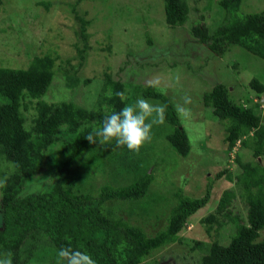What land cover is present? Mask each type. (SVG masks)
<instances>
[{"label": "trees", "instance_id": "1", "mask_svg": "<svg viewBox=\"0 0 264 264\" xmlns=\"http://www.w3.org/2000/svg\"><path fill=\"white\" fill-rule=\"evenodd\" d=\"M80 1L74 0L68 6L78 25L73 34L82 45L78 40L71 42L75 54L65 59L68 66L61 72L65 85L72 90L81 82L90 81V78L78 75V67L87 56V27L108 16L110 6L114 9L108 0H103L104 5L98 11L92 6L93 14L81 13L75 7ZM161 3L164 22L169 28L174 30L188 22L191 8L187 0H162ZM36 4L48 9L52 2L36 0ZM242 5L243 0H215L214 13L219 15L216 23L210 26L203 21H195L188 25L193 39L192 43L188 42V47L194 49L204 45L213 55L220 57L230 47H235L264 59V4L257 11H245ZM98 13L102 16L98 17ZM199 18L203 19V16L200 14ZM125 27L127 25L122 26V34L117 33L112 40L113 31L109 26L106 39L113 41L112 46L117 47ZM153 37L157 39L144 32L146 48H155L152 46ZM111 43L107 44L106 50L112 48ZM53 53L51 48L34 53L23 68L0 64V180L6 178L7 181L6 186L0 188V252L11 251L13 264H29L36 260L37 245L57 252L62 247L87 252L96 264H149L152 260V264H159L156 263L155 252L182 242L179 232L189 217L208 203L212 179L200 196H189L178 188L173 193L177 201L169 210L164 227L152 235H148L141 226L125 221L106 203L109 200L127 201L135 205L133 209H127L129 214L136 212L139 205L146 207L143 199L150 194L154 170L150 173L144 168L146 171H140L136 179L123 185L104 184L95 195L76 186L75 179L83 177V174L79 170H71V164L83 153L89 152L91 154L85 157H93L104 152L109 161L118 154L121 162L134 166L133 160L126 162V156L141 160L143 154L148 153L144 146L139 153H132L126 147H117L114 140L101 145L99 138L94 144L86 139L87 135L102 127L104 116L133 104L139 96L159 100L168 106L165 123L153 126V137L161 135L180 156L188 154L190 141L173 102L161 89L113 78L105 71L89 107L71 98L55 102L44 100L54 77L57 54ZM70 58L77 59V63L72 65ZM230 66L236 71L238 63L232 62ZM132 67L130 70L134 71ZM246 87L258 98L264 92V83L255 76H251ZM118 92L125 95L118 96ZM32 100L34 113L27 122L24 109ZM202 102L220 122L225 133L223 140L228 158L218 164L221 167L214 173V178H224L232 182L234 188L224 189L214 210L201 218L206 224V233L213 228L215 231L224 228L226 224L232 229L228 230L229 238L225 243L213 239L203 245L201 240H194L196 248L202 251L198 264H264V164L257 160L264 155L262 103L251 99L237 102L229 85L224 82H217L204 92ZM243 150L249 153V157L243 156ZM2 162L9 164L10 171L2 170ZM159 162L154 161L155 171ZM227 162L237 166L235 174ZM46 163H53L52 168L43 170ZM237 199L245 206L243 216L234 209ZM162 262L160 264H170Z\"/></svg>", "mask_w": 264, "mask_h": 264}, {"label": "rangeland", "instance_id": "2", "mask_svg": "<svg viewBox=\"0 0 264 264\" xmlns=\"http://www.w3.org/2000/svg\"><path fill=\"white\" fill-rule=\"evenodd\" d=\"M46 1L52 2L48 9L37 5L36 0H2L0 5V64L23 68L34 53L39 54L51 48L57 54L52 85L44 95V100L55 102L71 98L74 102L89 107L100 88L104 71L110 73L113 78L128 80L141 86H146L149 80L158 78L159 83L155 86L171 99L174 106L182 103L181 98L184 95L192 97L193 103L188 105L191 108V116L189 118L179 116L190 141V150L186 156L176 154L160 135L152 136L151 142L144 145L145 152L148 153L143 154V159L125 157L127 163L133 160L135 166L121 162L117 157L118 154L109 161L110 158L107 159L104 152L101 155L85 157L91 154L88 152L83 153L71 164V170H79L83 174V177L75 179L76 186L94 195L104 184L123 185L136 179L142 170L147 169L150 173L154 170L150 194L143 199L146 207L136 205L137 211L129 214L127 209H133L135 205L127 201L109 200L107 201L109 203H106L108 208H112L125 221L141 226L148 235L164 227L169 210L177 201L173 193L178 188L189 196H200L209 179H212L208 203L191 215L186 226L179 232L182 242L170 244L154 254L156 263L159 264L162 261L170 264L186 262L198 264L202 251L196 248L194 240H201L203 245L213 239L225 243L229 238L228 230L232 229L226 224L224 228L216 231L213 228L206 233V224L201 218L214 210L216 201L224 189L234 188L232 182L224 178L217 180L214 178V173L221 167L218 164L226 162L228 154L223 140L224 129L212 116L210 109L203 105L202 94L213 84L224 82L229 85L232 97L237 99V102L239 100L245 102L247 99L260 100L262 103L260 108L264 112V92L261 98H258L256 93L246 87L251 76L257 77L264 83V59L254 57L235 47H230L221 57L213 55L204 45L196 46L194 49L188 47V44L193 42L188 25L195 21H203L210 26L216 23L219 15L214 13L215 0H210V4L208 0H187L191 8L188 22L174 30L164 22L162 0H108L114 9L110 6L108 16L90 24L86 29L89 33L87 56L82 66L78 67V75L82 78L88 77L90 81L81 82L72 90L65 85L61 72L62 68L66 69L68 66L65 59L75 54L70 46L71 42L79 41L73 34V29L78 28L77 21L72 17L71 7L68 6L74 0ZM263 4L264 0H243L242 7L245 11H257ZM103 5V0H81L75 7L81 13L86 11L93 14L92 6L98 11ZM200 14L203 19L199 18ZM97 16L102 15L98 13ZM110 25L113 31L112 40L117 33L122 34V26L127 25L117 47L112 46L113 41L106 39ZM144 32L157 37L152 39V46L155 45V48H146L145 40L143 42ZM175 34H177L174 38L176 42L173 41ZM107 42L112 46L109 51L106 50L109 44ZM79 45H82L81 41ZM69 61L72 65L77 63V59L74 58H70ZM232 62L238 63L236 71L230 66ZM131 67L135 70L131 71ZM145 98L153 103L162 104L159 100ZM33 104L34 100L27 102L28 108L24 109L28 117L27 122L33 116ZM242 152L244 157H249V153L245 150ZM155 160L160 161L157 171H155ZM257 160L264 164V155ZM226 165L230 166L233 174L238 171L237 166L228 162ZM52 166L53 163H46L42 169ZM1 168L5 171L11 169L5 162L1 163ZM233 206L236 212L245 215V206L238 199ZM37 246L40 247L36 248L37 258L29 264H57L56 250L47 246ZM152 261H149V264H152Z\"/></svg>", "mask_w": 264, "mask_h": 264}, {"label": "clouds", "instance_id": "3", "mask_svg": "<svg viewBox=\"0 0 264 264\" xmlns=\"http://www.w3.org/2000/svg\"><path fill=\"white\" fill-rule=\"evenodd\" d=\"M158 83V78L148 81L149 86ZM116 95L123 97L125 93L118 92ZM181 99L182 103L175 105L177 114L189 118L191 108L188 105L193 103L192 97L184 95ZM167 107L166 104L153 103L141 96L133 104L104 116L102 127L87 135L86 139L94 144L99 138L101 145L114 140L117 147H126L132 153H139L144 144L151 142L153 126L165 123ZM6 182V178L0 180V188L5 187ZM13 255L11 251L0 252V264H13ZM57 264H96V261L87 252L62 247L57 252Z\"/></svg>", "mask_w": 264, "mask_h": 264}]
</instances>
